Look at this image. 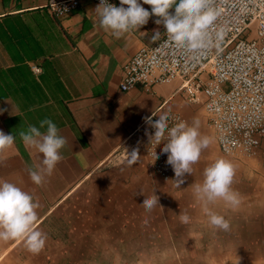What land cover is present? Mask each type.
<instances>
[{
    "label": "crops",
    "instance_id": "obj_1",
    "mask_svg": "<svg viewBox=\"0 0 264 264\" xmlns=\"http://www.w3.org/2000/svg\"><path fill=\"white\" fill-rule=\"evenodd\" d=\"M47 4L0 0V130L16 136L28 124L50 118L67 141L61 160L39 185L29 170L40 164L42 154L19 137L0 151V178L32 194L38 205L34 227L47 236L35 254L22 239L0 240V264H95L97 258L102 264H264V229L255 248L233 241L235 219L264 225V147L255 162L261 164L260 175L256 168L235 170L231 187L242 202L235 208L222 200L206 205L187 196L195 185L184 184L186 178H203L209 163L225 157L203 103L189 101L180 79L156 85L150 93L140 85L128 92L119 88L125 65L159 41L149 39L154 29L160 30V40L165 36L164 25L150 16L139 31L116 38L100 28L94 12L98 3L92 0L62 17ZM161 111L179 113L189 123L198 118L200 133L211 141L178 187L147 165L153 125L147 117ZM121 146L137 148L139 158L128 167ZM154 190L158 204L146 210L142 196ZM175 201L201 203L197 215L206 219L172 220L176 233L159 235L155 222L164 220L159 215L173 209ZM206 207L224 216L229 229L212 230ZM160 239L167 243L159 248Z\"/></svg>",
    "mask_w": 264,
    "mask_h": 264
},
{
    "label": "clouds",
    "instance_id": "obj_2",
    "mask_svg": "<svg viewBox=\"0 0 264 264\" xmlns=\"http://www.w3.org/2000/svg\"><path fill=\"white\" fill-rule=\"evenodd\" d=\"M150 5L146 9L143 5ZM126 5V7H125ZM94 12L101 29L110 32L112 36L120 38L132 31H139L141 26L148 23L150 16L156 17V24H163L167 33V42L184 47L191 53L203 54L211 46L210 29L220 14L219 8L214 6L213 0H120L119 5L109 0H100ZM144 33V32H143ZM146 34V33H145ZM161 32L154 29L149 39L160 40ZM219 39V33L216 34ZM158 50V47L156 49ZM196 58V57H194ZM136 63H143L137 58ZM4 109L0 108V113ZM167 111L158 115L152 114L147 121L155 125L149 140L164 139L160 152L154 149L155 158L160 154H167L166 163L171 165L176 186L184 182L185 173H191V166L197 162L203 149L210 144V138L200 133V120L193 118L189 123L179 120L169 127ZM166 130V135H165ZM17 137L26 147L35 148L42 154L40 164L29 170L31 180L39 185L45 175H51L57 163L61 160V149L67 143L59 129L50 118L39 120L36 124H28L26 128L17 131L16 136L0 130V151L11 148ZM125 154L124 163L128 167L139 158L135 146L131 149L121 146ZM235 175L234 164L221 157L209 163L203 169V180L194 186L198 199L206 205L216 200H222L226 206L235 208L240 203L239 194L231 187ZM141 204L146 210H151L158 204L155 190L150 195H143ZM38 205L31 193L23 190L13 182L0 178V240L22 239L27 250L39 253L46 244L45 233L35 228ZM208 222L211 226L228 230L229 222L207 207ZM181 223H188L186 212H179Z\"/></svg>",
    "mask_w": 264,
    "mask_h": 264
},
{
    "label": "built area",
    "instance_id": "obj_3",
    "mask_svg": "<svg viewBox=\"0 0 264 264\" xmlns=\"http://www.w3.org/2000/svg\"><path fill=\"white\" fill-rule=\"evenodd\" d=\"M83 1L48 0L47 5L55 16L62 17ZM109 2L115 4V0ZM213 3L220 14L210 29L211 46L203 54L191 53L170 41L165 43L166 33L129 60L119 88L128 92L140 85L150 93L156 85L182 80L180 89L189 101L203 103L221 153L235 159H254L264 147V0ZM156 47L158 50H154ZM137 58L143 63H136ZM167 119L169 127L186 121L179 113H171ZM163 142V138L148 141L147 165L162 181L172 183L177 177L166 163L167 154L152 155L155 147L160 152L162 144H157Z\"/></svg>",
    "mask_w": 264,
    "mask_h": 264
},
{
    "label": "rangeland",
    "instance_id": "obj_4",
    "mask_svg": "<svg viewBox=\"0 0 264 264\" xmlns=\"http://www.w3.org/2000/svg\"><path fill=\"white\" fill-rule=\"evenodd\" d=\"M259 157V156H258ZM254 158V159H235V158H231V157H224L225 159L231 161L236 167L235 170L238 171L239 169H244V168H249V169H254V168H258L260 167V165L256 164V160L258 159ZM262 168V167H261ZM264 168V166H263ZM235 171V172H236ZM258 169L255 171V174H259L258 173ZM259 179V178H258ZM187 182H185L184 184L187 185H196L202 182V179H198V178H186L185 179ZM262 179H259V181ZM264 180V178H263ZM258 182V181H257ZM260 183V182H259ZM183 197L186 196V194H182ZM187 196H196L195 192H191V194H188ZM201 201V200H200ZM242 202V201H240ZM174 206L172 207L173 209H168V211H163L162 215H159V218L164 217V220H156V224H158V233L159 235H173L175 234V230L177 227L175 225H173L171 223L172 220H179L178 214L179 212H186L188 215H190V220H203L206 218H203L199 215H197L199 208L203 207V205L200 203L199 205L196 203H193L190 201V204L188 202L187 205H183V203H179L178 201H175V203L173 204ZM256 205V204H255ZM237 222L234 223L233 222V241L235 242V246H239V245H245V247L250 248V247H256V243L257 242V238L260 239L261 237H263V234L261 232H263L264 229V225L262 223H259L258 221L255 220H251L250 218H248V220H237L235 219ZM212 230H219L218 228H215L213 226H211ZM211 231V230H210ZM215 234V233H213ZM160 241V243L158 244V247L160 248V244L161 243H167L165 239H160L158 240ZM130 243V242H129ZM140 244V242H138ZM177 247V246H176ZM180 247H184V246H180ZM188 247H190V245H188ZM186 248V246H185ZM150 259V258H149ZM102 258H97L96 261L97 263L95 264H102ZM126 260H128L127 262H132V259L130 258H126ZM133 263V262H132ZM136 263V262H135Z\"/></svg>",
    "mask_w": 264,
    "mask_h": 264
},
{
    "label": "bare ground",
    "instance_id": "obj_5",
    "mask_svg": "<svg viewBox=\"0 0 264 264\" xmlns=\"http://www.w3.org/2000/svg\"><path fill=\"white\" fill-rule=\"evenodd\" d=\"M203 169V168H202ZM201 170V169H200ZM203 171V170H202ZM199 172H201V171H199ZM203 173V172H202ZM198 175V174H197ZM200 175V174H199ZM200 177V176H199ZM203 177V176H202ZM202 179V178H201ZM222 212V211H221ZM197 222V221H196ZM199 224V223H198ZM186 227V226H185ZM145 228V227H144ZM130 245V244H129ZM129 248V247H128Z\"/></svg>",
    "mask_w": 264,
    "mask_h": 264
}]
</instances>
